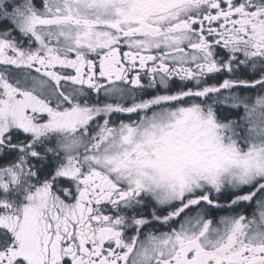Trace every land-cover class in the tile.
Masks as SVG:
<instances>
[{"label": "snow or ice", "instance_id": "obj_1", "mask_svg": "<svg viewBox=\"0 0 264 264\" xmlns=\"http://www.w3.org/2000/svg\"><path fill=\"white\" fill-rule=\"evenodd\" d=\"M0 264H264V0H0Z\"/></svg>", "mask_w": 264, "mask_h": 264}]
</instances>
